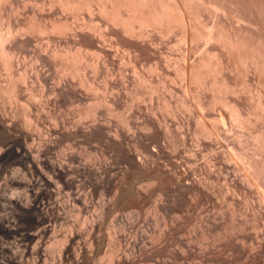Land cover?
<instances>
[{"label":"rangeland","instance_id":"rangeland-1","mask_svg":"<svg viewBox=\"0 0 264 264\" xmlns=\"http://www.w3.org/2000/svg\"><path fill=\"white\" fill-rule=\"evenodd\" d=\"M183 1L193 12L194 17H199L204 22L208 21L206 24L216 23L223 29L231 27L235 29L238 26L235 30L239 35L242 37L246 35L249 40L260 39L262 41H259L264 44V0ZM53 2L51 4L49 0H0V21L4 26L11 24L12 28L17 29L18 25L19 27L21 25L31 27L29 24L32 25L35 20H43L44 23L41 22L47 24L50 17L52 19V16H61L58 2ZM38 4L41 5V10ZM32 14L36 18L33 22ZM84 15V12H79L77 19L70 16L68 20L80 22V17ZM94 18L95 22L106 29L104 22L97 15ZM196 23L195 20L194 24ZM200 28L202 27L198 29ZM29 30L30 28L25 30L29 37L27 33L24 34L29 40L27 46L22 47V42L19 43L15 49L14 59L17 60L16 63H20L18 67L21 70L19 71L25 67L37 68L40 77L46 76V73L47 76L49 74L47 83L41 78L35 79L34 73L28 71L26 84L19 86L20 89L17 88L19 91L22 90L17 98L18 102L15 98L0 96V117L5 123L11 121L14 129L20 131L17 130L18 132L15 131V133L17 132L24 146L42 148L46 158L49 157L48 159L53 162L61 160L64 164L67 163L72 173L68 172L65 175V179L69 181L61 182L54 177L52 172H48L52 175V182L49 186L53 185L49 188L54 189V194H56V196L52 194V197L56 198L58 203L61 201L60 205L63 209L60 210L62 214L59 219L49 222L52 228L54 226L53 231L56 230V233L52 232L53 236H50L51 233L46 232L42 234V239L40 238L39 243L41 244H38L41 246L38 249L36 264H264V206L262 202L264 188L240 186L248 167L246 159L239 158L238 160L237 158L235 162L228 163L229 168L221 169L220 160L225 159L223 161H226L224 157L229 155V148L231 149L234 144L229 146L228 141L220 136L219 142L214 141L212 145L210 139L196 135L195 123L200 113L192 107L182 108L179 104H175L182 101L185 96L182 89L183 83L176 73L179 69L178 63H182L183 60L189 62L191 59H198L201 54H205L206 50L213 52L216 47L217 52L219 51L217 44H207L202 42L203 40L194 38L193 42L184 43L183 46L182 41L179 40L180 31L173 27L164 34V39L157 34L150 36L148 41L151 46H148L147 51L132 50L128 53L130 62L126 61L128 54L121 51H117L119 53L116 55L107 53L104 56L103 54L104 57L102 55L97 57L96 53L93 55L87 53L86 58L90 61L100 57L98 59L100 70L97 68L93 72L90 67L86 69L87 76L94 79V91L81 87L78 79L74 78L75 84L70 89V93L67 87L63 88L61 83L56 81L59 76L64 77L66 74L57 76V73L55 74L52 70L50 62L54 60L51 57L50 61L51 58L48 55L50 49L46 48L50 47L46 42L47 35H39L32 31V28ZM72 44L74 45L73 42ZM44 52L49 59H35L37 53L43 54ZM164 54L166 63L162 57ZM197 55H199L198 58ZM48 60L49 64H47ZM123 60L126 61L125 64ZM150 64L156 69L153 73H151L153 69H150ZM121 69L123 77L119 72ZM133 73H136L135 77ZM9 74L3 65H0V85L2 87L9 85ZM137 75H141L142 78L145 76L144 80L148 78L146 80L148 84L141 82L140 84L145 85L139 86V82L135 81ZM66 77L71 79L69 75ZM165 77L171 79L168 80ZM159 79L163 82L167 81L163 85L160 84L161 82L157 84ZM246 83L251 95L254 93L253 99H256L257 93L260 92L259 86H256L257 83L251 79L246 80ZM153 86H156L155 89ZM139 89L143 90L142 93L141 91L137 93V98L135 94L132 97L134 92H139ZM196 90L201 92L199 88H196L192 94H195ZM239 94L240 99L246 102V93ZM163 98L170 102L168 103L170 108L162 104ZM262 98L264 100L263 96ZM247 100V105L254 102ZM103 101L105 102L101 104ZM93 102L96 104L90 105ZM154 105L159 109L153 107ZM90 106H93L95 117L90 114L82 116L78 113V110H84ZM151 106L156 112H153L154 109L150 110ZM213 106L215 107L206 110V113L210 114L212 119L216 117L218 119L219 112L223 113V110L218 105ZM170 109L176 110L174 116L170 115ZM211 118H208V121ZM212 119L209 123H216L214 122L216 119ZM29 120H31L30 126ZM258 121L255 131H258V134L263 132L262 135H264V120ZM160 122L163 123L162 126ZM93 123L98 124L99 129L102 126V129L96 132ZM146 123H152L151 127L148 124L149 127L146 128ZM225 127L226 130L228 127L227 131L233 140L238 138L243 143L246 142L247 146L244 143L245 147L239 145V148V146L235 147L237 144L234 140L236 145L233 147L237 151L241 153L242 147L246 148L245 151L250 155L259 156L255 145L247 141L249 138L247 129L242 128L244 130H241L230 123H227ZM10 139L5 130H0V264H8L4 258L11 257L13 252L18 253L17 250L24 245L29 248L33 247L35 241L29 239L27 234L37 227L34 221L35 215L25 212L26 210L22 207L27 199L32 198L30 195L32 190L27 183L30 177L35 178V175L31 174L27 162L7 146L11 144ZM210 145H212V151L209 149ZM148 153L150 156L147 157ZM189 154H193L195 158L191 165L185 161L186 155ZM207 158L212 159L213 164L206 163L204 160ZM185 172H190L188 175L190 183L196 182L197 179H208L207 182L210 183L212 192H215H211L213 196L211 193L206 197L196 196L192 190L190 192H187L185 188L183 190L184 186L181 185H184V182H181L184 180ZM188 180L184 181L188 182ZM220 189L222 191H218ZM65 239L66 241L68 239L67 243ZM58 240H62V243L59 244ZM63 243L69 245L67 253L62 252L65 246ZM110 252L113 253V260L109 257ZM28 256L27 260L31 262L32 256Z\"/></svg>","mask_w":264,"mask_h":264},{"label":"bare ground","instance_id":"bare-ground-1","mask_svg":"<svg viewBox=\"0 0 264 264\" xmlns=\"http://www.w3.org/2000/svg\"><path fill=\"white\" fill-rule=\"evenodd\" d=\"M49 1L51 2V4L53 1L58 2V8L61 11V13H59V14H61V16H59V17H53L52 16V19H50L51 17L49 18V21H48V23H50L49 25H47L48 23L43 24L44 21L41 20L43 17L40 19L41 21H43V23L41 21H38V20L34 21V18H35L34 14H32L33 20L31 19L32 22L33 21L34 22L32 23V25L29 24L31 27H28V28L26 26L22 27V25H21V27H19V25H18V29L12 28L10 26L11 24L4 26V24H2V22L0 21V65H3L4 69H6L8 71V74L10 73L9 74L10 78H8V79H10V82H8L9 85L7 87H4V86L2 87L0 85V96L2 98L5 96H9V97L15 98L17 100L18 96L20 95V92L22 91V90L19 91L18 89H20V88H18V87L24 86L26 84L25 82L29 76V75L27 76L28 71L30 73H34L35 79L41 78L42 80H46L45 82L47 83L49 74L47 76V73H46V76L42 75V77H40L39 73H38L39 70H37V68L32 69V68H26L25 67L22 71H19V70H21L19 68L20 63L19 64L16 63L17 60L15 61V59H14L15 54H16L15 49H17L16 48L17 45H19V43L22 42V47L23 46L25 47V46H27V42H29L27 37L24 36V34L27 33V32H25V30L27 31L29 28H30V30L32 28L33 29L32 31L37 32L39 35L40 34H42V36H43V34L47 35V38H46L47 41L46 42H47V45H50V47L47 46L46 48L50 49V52L48 55L50 58L52 57L54 60V61H51L52 60V58H51L50 59L51 62L48 60L47 64H49V62H50L52 70L55 72V74L57 73L56 74L57 76H58V74H60V75L66 74V75L71 76L70 80L67 77L65 78L66 75L64 77L59 76L60 78L56 77L58 79L56 81L58 83H61L63 88L67 87L68 92L71 93L70 89H72V87H74V84H75L73 82V80L75 81L74 78L78 79V84L81 87H84L86 90L93 89V91H94V88H95L94 79H92L93 77L89 78L87 76L86 69H87V67H90L91 70L93 72H95L97 70V68L99 67L98 66L99 65L98 59H100V57L94 61H92V60L90 61L86 58L87 53L92 54V55L96 53V55L98 57L101 55L103 56V54L105 56V54H107V53L108 54L113 53V55H116V53H119L120 51L125 52L126 54L131 53L132 50L133 51H138V50L147 51L148 46L149 47L151 46L150 42L148 41L150 36L153 37L152 36L153 34H157V35H159V37L160 36L163 37L165 33H168V30L170 28L176 27L180 31L179 40H180V42L182 41L183 46H184V43H188L192 40L194 41L197 38L198 40H203L202 42H205L207 44L208 43L217 44L219 46V51H217V52L215 51L217 47L215 48V50L213 52H211V51L208 52L206 50V52H204L205 54H201V56L197 55V58L199 56L198 59H194V60L191 59V61H189V62H184L185 60H183L184 63L183 62H182L183 64L180 63L182 65H180L178 63L179 69H177L178 67L176 65L177 68H175V70L177 69L176 70V73L178 74L177 76L178 77L180 76L179 79L183 83L182 89H183L185 96H183L182 101H179L177 99L179 101L178 102L177 100H175V102L176 101L178 102L175 104H179L180 107L182 106V108L190 109L192 107V109L194 108L197 110L198 113H200V117H199V119L196 120V123H195L197 126V127L195 126V133L198 136L199 135L202 136L204 139H210L209 140L210 143H212L214 141L219 142V138H220V136H222L224 138L223 140L228 141L229 146H230V144H234V145L237 144L235 147H237L239 145L245 147L243 144L245 143V145H246V142L243 143V141L239 140L238 138L236 140L234 139L236 141V144H235L233 138L230 136V134L227 131L228 127L226 130L225 126L227 123H230L233 127L240 128L241 130L247 129L246 131L249 133V138H247V141H250L255 145L256 150H257V154L259 156L256 157L254 154L250 155V153L245 151L246 148L243 149L241 147L242 152L240 153L239 151L236 150V148L233 147L234 145L231 146L232 147L231 149L229 148V146H227L229 148L230 152L228 153L229 155L224 157V158H226V161H223L225 159L220 160V168L224 169V168L228 167L229 166L228 163L233 162L237 158H238V160H239V158L240 159L241 158L246 159L245 161H247L248 167H247L246 174L244 175V178H243L242 182L240 183V186L241 187L247 186L248 188L249 187L264 188V135H262L263 132H262V134H260V133L258 134L257 133L258 131L257 132L255 131V130H257V129H255L257 121L258 120L259 121L264 120V100H262L263 99L262 96L264 97V44L262 42H260L262 40H260V39L257 40L256 38L249 40V38L248 39L246 38V35H244L245 37L244 36L242 37L235 30L238 26L235 27V29L234 28L232 29V27L231 28L228 27L229 29H225V28L223 29L222 26H219L216 23L206 24L208 22L207 20H206L207 22H204V21H202V19H199V17H194V15L192 14L193 12L190 11L188 5L183 0H57V1L49 0ZM39 4H38V6H39ZM39 7L41 10V5ZM42 7H43V5H42ZM213 7H210V8L213 9ZM36 8H37V4H36ZM49 8H51V7L49 6ZM207 9H208V7H207ZM79 12H84V14H85L84 16L80 17L81 18L80 22L79 21H75V22L72 21L71 22L68 20L70 18V16H74L76 18V16L79 15ZM82 14H80V15H82ZM96 15L99 19H101L104 22L106 29H103L101 24H98L97 22H95L94 16H96ZM49 16H51V15H49ZM40 17H41V15H40ZM195 20L197 22L196 24H194ZM214 21H215V19H214ZM46 22H47V20H46ZM211 22H212V20H211ZM211 22H209V23H211ZM234 26H236V25H234ZM199 27H202V28L198 29ZM196 28L199 31L198 30L196 31L195 30ZM32 33H34V32H32ZM27 35H28V33H27ZM24 37L26 39H24ZM28 37H29V35H28ZM163 39H164V37H163ZM166 39H167V37H166ZM71 41L74 43V45L72 44ZM150 41H152L151 38H150ZM50 42H51V44H49ZM108 42H110V43H108ZM71 44L73 45V47L71 46ZM217 45H215V46H217ZM20 46H21V44H20ZM117 51H119V52H117ZM45 52L43 54L37 53V57L35 59H37V58H40V59L48 58L49 59V57H47V54H45ZM96 55H94V56H96ZM122 56H124V55H122ZM162 57H163V61H164L165 54ZM126 59H127L126 61L130 62L129 54H128ZM44 60H47V59H44ZM103 61H104V59H103ZM165 61H167V60H165ZM122 62H124V60ZM125 62L123 64H125ZM131 63H132V61H131ZM165 63H164V65L167 66V64H165ZM35 64H33V65L36 67ZM127 64H128V62H127ZM132 66H134V64ZM156 66H154V67H156ZM17 67H18V69H17ZM120 68H121V66H120ZM135 68H136V66H135ZM151 68H152V65H151L150 69ZM156 68H158V67H156ZM122 69H123V67H122ZM122 69L119 72H120V75L123 77L124 74H122L123 73ZM150 69H148V71ZM152 69H151L152 72L151 71H149V72L153 73V71L156 70L154 68H152ZM161 69H162V67H161ZM98 70H100V68H98ZM137 71L138 70H136V72ZM178 71H179V73H178ZM161 72H162V70H161ZM154 73H156V71ZM134 74H136V73H133V75ZM140 76L141 75H139V76L137 75L136 76L137 79L135 81L139 82V86L145 85L143 83H147L146 80L148 78H146V80H144L145 76H143V78H142V76L141 77ZM103 77H105V76H103ZM122 77H121V79H122ZM134 77H135V75H134ZM158 77H160V76H158ZM166 78L167 77H165V79ZM248 78H250L255 83H257L256 86H259V88H260L259 89L260 92L257 93L256 99L255 98L253 99L252 96L254 93L251 95L250 88L246 86V84H247L246 80H250ZM49 79H50V77H49ZM105 79H107V78H105ZM170 79L171 78H169L168 80H170ZM166 81L164 80L165 83H166ZM141 82H143V83L140 84ZM159 82H161L160 84H162V85L164 84L162 79L161 80L159 79L157 84H159ZM169 83H171V82H169ZM182 83H181V85H182ZM54 84H56V83H54ZM248 84H250V83H248ZM153 85H155V84H153ZM165 86H166V84H165ZM97 87H98V85H97ZM143 87L145 88V86H143ZM155 87H154V89H155ZM196 88H199L200 91L202 92V94H200L201 92L200 93L197 92V90H196L195 94L194 93L192 94V91ZM257 89H258V87H257ZM64 90H66V89H64ZM134 91H136V90H134ZM138 91L139 92H136V93L134 92L132 97H134L136 95L135 97L137 98V93H140V91L142 93L143 90L139 89ZM166 91H167V88H166ZM170 91H171V89H170ZM131 92L132 91H130V93ZM241 92L246 93V95H247V97L245 98L246 102L248 101L247 99H249L250 101H254V102L248 103V105H247L245 101H242L240 99L241 95L239 93H241ZM171 93H173V92H171ZM131 95L132 94H130V96ZM139 95L140 94H138V96ZM238 95H240V97ZM83 96H81V97L85 98ZM184 97H185V99H184ZM68 98H69V96H68ZM160 99H162V98H160ZM98 100H100V99H98ZM166 100L163 98V103H162V101H161V103L164 106L168 105V107H169L170 102H167ZM18 101L19 100H17L16 102H18ZM97 101H96V103H97ZM104 102L105 101H103L102 103L100 102V103L103 104ZM96 103L93 102L90 105H93ZM105 104H107V103H105ZM179 105H177V106H179ZM213 105H218L223 110V113H221L222 111L219 112L218 119H216L217 117L214 118L216 120L212 119L210 114H209L210 115V117H209L208 113H206V110H210V108L213 109L215 107ZM153 107H155V105ZM151 109H152V106L150 107V110ZM156 109H159V108H156ZM171 109H172V107H171ZM171 109L169 111L170 115L174 116L176 110L172 111ZM82 110L83 109L78 110L79 112L77 111L82 116L83 115L87 116L89 114L93 115V113H94L93 106H90L89 108L84 109L83 111ZM137 111H139V110H137ZM214 111H216V110H214ZM153 112H156L155 109ZM169 112H167V114H169ZM207 112H209V111H207ZM30 117H32V116L30 115ZM197 118H198V116H197ZM208 118H211L212 120H214V122L216 121V123H214V124H211L213 122L209 123V121L211 119H209V121H208ZM176 120H177V118H176ZM30 121L31 120H29L28 123ZM146 121H148V120H146ZM183 122H184V120H183ZM144 123H142V125ZM93 124H95V123H93ZM148 124L149 123L145 124L146 128H147V126L149 127L150 124L152 125V123H150L149 125ZM162 124L160 122V126H162ZM151 125H150V127H151ZM29 126H30V123H29ZM36 126H37V124H36ZM93 126H95L94 127L95 131L102 129V126H101V129H99L98 124H95ZM55 127H56V125H55ZM0 128L5 130L6 133H8L9 137L11 138L10 139L11 144H9L10 146L9 145H7V146L10 147V149L16 155H18L19 157H21L22 159H24L27 162V166L29 167L31 174L33 173L35 175V178H31L32 177L31 176L28 183H27L28 185H30V187L28 186L30 188V190H32V193L30 194L32 196V198L31 197H30V199L26 198L27 200L23 203L24 205L22 207H23V210H26L25 212H27V213L31 212V214L33 213L35 215L34 221H35V224L37 226L33 232L31 231L27 234V237L29 239H34L35 245L33 244L34 246L31 248L24 245L22 248L17 250V251H19L18 253L13 252V255L12 256L10 255L11 257H6L4 259L8 261L7 262L8 264H27V263L28 264H36L37 260H38V258H37L38 249L41 246V245L39 246V244H41V243H39V241H41V239H42L41 236L43 233H46V232L47 233L50 232L51 233L50 236L52 235V232L56 233L55 232L56 230L53 231L54 226L52 228V226H50L51 223L49 224V222H50V220L59 219L61 217V214H62L60 212V210L62 211V209H63L60 205L61 201L58 203V200L56 202V198L52 197V194L55 193L54 192L55 190L53 189L54 190L53 191L52 188H49V187H53V185L49 186V185H51V182H52L51 181L52 175L50 173L52 172V174L54 175V177L57 180H59L61 182H65V180H66L65 175H66V173L70 172L69 171L70 167H69V165H66L67 163L64 164L63 161H61V160L57 159L58 161L53 162V161L48 159L49 157L46 158L44 156L45 154H43L42 148H32V147L28 148V146L27 147H26V145L24 146L23 142H21V140H20L19 135L17 134V132L19 130L17 129L18 130L17 131L16 129H14V126H12L11 121L5 123V122H3L2 117H0ZM25 128H28V127H25ZM168 128H169V126H168ZM242 128H244V129H242ZM2 129H0V130H2ZM28 129H31V128H28ZM248 130H250V131H248ZM15 131H17V132L15 133ZM96 132H98V131H96ZM99 133H101V132H99ZM233 133H235V132H233ZM117 134H118V132H117ZM40 136H41V134L39 135V137ZM26 137H28V135ZM202 137H201V139H202ZM237 137H239V136H237ZM22 140H25V139H22ZM42 140H45V139H42ZM244 140L246 141V139H244ZM7 142H9V141H7ZM24 143H26V142H24ZM42 143L44 144V142H42ZM6 144H8V143H6ZM30 145H31V143H30ZM212 145H213V143H212ZM212 145L209 146V149L211 151H212ZM226 145H227V142H226ZM239 148H240V146H239ZM211 151H209V152H211ZM213 151H214V149H213ZM250 151H251V149H250ZM223 154L225 156V153H223ZM148 156H150L149 153H148L147 157ZM207 156L208 155H206V157ZM217 156H218V154H217ZM193 157H194L193 154L186 155L185 161L188 163V165L189 164L191 165V163H193V159H195ZM212 157H213V155H212ZM147 160H148V158H147ZM204 161L208 164H213L212 159L210 160L207 158ZM236 162H237V160H236ZM23 164H25V163H23ZM234 166H236V165H234ZM192 167H193V164H192ZM48 172H50V173H48ZM70 173H69V175H70ZM189 173H186V172L184 173V180L185 181L188 180V175H190ZM75 177H76V175H75ZM55 178H53V179H55ZM69 178H70V176H69ZM189 178H190V176H189ZM205 179L204 178L202 180L197 179L198 181L197 180H196V182L193 181V183L192 182L190 183L189 180H188V182H185L183 180L181 183L184 182V185L182 184L181 186H184L183 190L185 188V190H188L187 192H190V190H192L194 192V193L193 192L192 193L195 194L196 196L198 195V196L206 197V196L210 195V193L212 192L213 189L210 188L211 185H210V183L207 182L208 179L207 180H205ZM84 180H85V178H84ZM66 181H69V180L67 179ZM55 182H54V184H55ZM23 185H25V184H23ZM58 189L59 188L57 187V190ZM23 190H24V188H23ZM59 190H58V192H60ZM218 191H222V190L220 189ZM225 191H227V189ZM233 191H235V190L233 189ZM58 192H57V194L59 195ZM212 193H215V192H212ZM233 194H231V195L233 196ZM54 196H56V194H54ZM212 196H213V194H212ZM262 198H261V200H262ZM67 199L65 201H67ZM45 200H47V204H45ZM262 202H263V206H264V198H263ZM72 204H73V202H72ZM73 205H75V204H73ZM263 209H264V207H263ZM263 213H264V211H263ZM54 222H56V221H54ZM263 223H264V221H263ZM67 238H69V237H67ZM49 239H48V241H49ZM64 241H66V239ZM67 241H68V239H67ZM67 241L65 243H67ZM58 243L59 244L62 243V240H58ZM65 243H63V245ZM68 251H69V245L65 244V246L62 248V252L67 253ZM112 252H110V255H109L110 259L113 258ZM11 254H12V252H11ZM28 255L32 256L30 259L31 262H28L29 260H27V258L29 257ZM61 256H62V254H61ZM77 256H78V254H77Z\"/></svg>","mask_w":264,"mask_h":264}]
</instances>
